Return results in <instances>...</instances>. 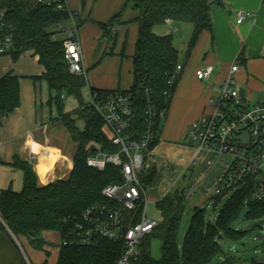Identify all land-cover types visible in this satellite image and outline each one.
Masks as SVG:
<instances>
[{"label":"trees","instance_id":"16d2710c","mask_svg":"<svg viewBox=\"0 0 264 264\" xmlns=\"http://www.w3.org/2000/svg\"><path fill=\"white\" fill-rule=\"evenodd\" d=\"M89 0H81L83 8ZM97 0H93L96 2ZM223 5L222 0H126L119 12L107 23H100L102 38L112 43L103 57L114 56L118 41V29L132 23L138 25V37L132 60L133 83L128 91L133 96L137 117L133 130L144 132L145 110L152 104L158 110L168 111L178 82L179 51L174 46L172 35L158 36L155 27L173 22L177 25H191L193 34L190 47H194L204 30L212 31L210 11L213 5ZM135 11L130 21L124 20L128 8ZM0 13L7 25L5 34H11L14 47L10 57L14 62L22 55L32 52L38 57L44 69L41 76L31 77L35 82L45 81L51 96L50 106L56 107L62 125L69 138L77 146L74 168L67 179L58 180L47 186H40L34 167L16 157L12 166L24 174L23 189L15 192L11 188L0 193V232L16 238L24 237L37 250H44L47 243L42 235L57 232L60 242L76 231L85 211L97 204L106 203L103 190L110 184L121 181V169L108 164L103 170L88 166V159L100 151L116 153L105 132L104 121L95 107L85 104L82 90L87 85V76L70 72L65 56L64 38L55 37L59 24L69 22L68 12H59L57 3L39 5L36 0H0ZM80 27L82 20L73 12ZM12 28V31L10 30ZM126 43L121 57H126ZM20 77L12 72L0 79L1 121L20 106ZM114 91L91 89L92 97H102ZM75 97L79 108L74 114L65 113V100ZM84 123V129L78 127ZM159 140L153 148L157 147ZM4 162L0 158V166ZM153 178V177H152ZM221 211L216 225L207 223L204 209H195L186 237L183 252L180 253L177 235L187 199L178 191L166 196L158 203L164 222L152 234L162 240L161 258L152 257L149 237L142 244L140 259L135 264H211L223 249L219 240L241 241L245 233L233 228L247 206L248 218L264 220V202H250L251 188L242 187L232 193ZM226 195L212 200L220 204ZM124 250L123 242L102 240L91 247H72L59 244L56 264H117ZM47 256L50 253L46 251ZM42 264H48V260ZM252 264H264L254 261Z\"/></svg>","mask_w":264,"mask_h":264},{"label":"built area","instance_id":"2783aa9c","mask_svg":"<svg viewBox=\"0 0 264 264\" xmlns=\"http://www.w3.org/2000/svg\"><path fill=\"white\" fill-rule=\"evenodd\" d=\"M55 2L59 12L70 14L67 23L72 27L65 28L66 23L57 27V32L65 35V56L70 72L86 77L79 26L66 0H36L39 5ZM237 15L238 23L250 16L244 11ZM6 27L0 13V57L10 56L14 47L13 36L5 34ZM239 71V64L234 63L228 78L220 84L218 97H209L212 111L191 123L187 141L192 145L186 147L193 150V156L181 172L154 158L156 147L153 146L160 141L166 111L150 104L145 110L146 129L142 133L133 130L137 112L131 93L116 90L102 97L91 96L89 104L102 117L105 132L118 151H100L88 159V166L99 170L108 164L117 166L121 169V181L103 190L106 203L89 207L76 231L60 242L61 245L91 247L102 240L123 242L124 250L117 264H135L141 257L144 240L160 225L147 216V205L151 202L158 206L176 191L185 199L196 196L201 190L211 199L221 195L228 197L245 186L251 188L250 202H264V101L251 104L246 94L241 96L235 78ZM214 72L213 66H204L197 78L209 81ZM198 164L202 167L195 177L190 167ZM187 171L191 175L185 187L181 181ZM150 191L154 192L153 197L149 196Z\"/></svg>","mask_w":264,"mask_h":264},{"label":"crops","instance_id":"0c3cea01","mask_svg":"<svg viewBox=\"0 0 264 264\" xmlns=\"http://www.w3.org/2000/svg\"><path fill=\"white\" fill-rule=\"evenodd\" d=\"M126 0H93L88 1L87 7L83 8L81 0H66L72 12L80 15L82 25L79 27V38L81 41L84 63L87 69L89 91L98 89L103 91L129 90L132 83V65L129 66L128 75L122 76L123 64L118 63L119 68L112 67L108 74L110 77L101 79L97 73L89 77V69L101 66L106 60L121 58L129 59L134 54L135 43L138 37V25L133 23L132 48L130 55L122 58L120 53L115 52L114 56L103 57L106 51L104 45L102 56L93 66L92 56L95 46L102 38L100 23H107L117 12L120 11ZM215 0H210L213 3ZM223 5H213L210 11L212 31L204 30L194 47H188L181 64V52L179 51L177 87L172 97L168 116L173 121L175 118L185 120L188 125L206 115L209 107V97H218L220 84L229 76L234 63H238L240 71L235 75L239 81L246 85V95L249 99L257 92L259 100L264 101V0H225ZM87 9V10H86ZM244 11L249 13L242 23H238V13ZM136 14L133 13L134 17ZM237 16V20H236ZM125 20V19H124ZM126 21V20H125ZM177 25L169 22L164 27L161 36L169 34L171 28L166 27ZM130 26L118 29V40L124 44L128 40ZM191 37L193 27L191 29ZM155 31V29H154ZM189 41V44H190ZM118 46V41H117ZM127 46V44H126ZM175 46V43H174ZM117 49V48H116ZM32 52H28L27 54ZM26 55V54H25ZM23 55V56H25ZM39 65V58L31 55ZM3 57H0L2 59ZM119 58V59H114ZM213 66L214 75L209 81H200L197 73L204 66ZM3 66V65H2ZM91 67V68H90ZM40 71L35 74L15 73L4 66L0 72V79L7 73L12 72L22 79L41 76L44 69L39 65ZM90 70V71H91ZM99 70V69H98ZM119 70V73L118 71ZM242 72V76L239 74ZM40 85L42 82H39ZM47 85V83L44 81ZM48 87V85H47ZM250 89V91L248 90ZM49 89V87H48ZM40 95V107H38L37 95L33 94L32 99L27 101L24 93L20 90V107L0 123V158L4 165L0 166V193L11 188L15 192L23 189L24 174L12 166L16 157L30 163L37 174L40 186H47L58 180L69 178L74 168V155L77 146L69 139L68 131L60 122L53 120L57 116L56 109L45 105L50 97ZM38 98V97H37ZM22 101V103H21ZM79 108L78 100L75 97H68L65 100V113L74 114ZM165 120L163 121L165 123ZM78 127L83 130L84 123L78 122ZM164 126L161 125L160 142ZM175 142H171L174 145ZM158 144V146H159ZM157 146V147H158ZM156 147V148H157Z\"/></svg>","mask_w":264,"mask_h":264},{"label":"rangeland","instance_id":"374dc122","mask_svg":"<svg viewBox=\"0 0 264 264\" xmlns=\"http://www.w3.org/2000/svg\"><path fill=\"white\" fill-rule=\"evenodd\" d=\"M226 2L225 0H222ZM87 10V9H86ZM133 13L135 11L130 7L126 10L124 14V19L126 21H130L133 17ZM237 20V16H236ZM129 34L128 40L126 42V55H130L131 44H132V33H133V23L129 25ZM71 23H66L65 28H71ZM164 26L158 25L155 27V34L161 36V33L164 32ZM171 28L169 34L174 38L175 47L181 52V64L184 63V57L189 47V41L191 37V25L177 26L171 25L166 27V30ZM57 30L58 29H54ZM60 38H64V33H59ZM163 36V35H162ZM120 40H118L117 49H115L116 54L120 53V49L123 47L121 45ZM106 46V50L110 52L109 48L112 47V43L108 44L107 39L101 38V40L95 46L94 52L92 54L94 61L92 63L93 67L102 56V49ZM26 54V55H25ZM25 56H21L19 60L14 62L10 56H3L0 59V72L3 71L4 66L8 68V70H13L15 73L21 74H35L40 71L38 63L32 58V53L27 54ZM108 57V56H106ZM119 59V58H114ZM108 62H103L101 66L94 67L92 70L89 69V77L92 73H97L96 76H100L101 79L110 77L108 71L112 67H117L118 63L123 64L122 76L128 75L129 66L131 67L132 63L129 59L122 60L121 58L115 63L116 60H106ZM3 65V66H2ZM90 67V68H91ZM99 69V70H98ZM91 70V71H90ZM119 73V70H117ZM242 72L239 74L241 75ZM36 77V76H35ZM88 77V76H87ZM88 80V79H87ZM39 82H42L41 85ZM243 83L239 81V88L245 89L242 86ZM21 93L27 95L25 99L30 101L34 94L37 95L36 99L38 101V107H40V95L47 96L49 94V89L44 81L35 82L31 78L22 79L20 83ZM250 91V89L248 88ZM51 96V95H50ZM82 97L85 104L90 103L91 94L89 91V85H87L82 90ZM260 95L259 93H255L250 99V103L254 104L259 102ZM261 99V98H260ZM50 97L45 102V105L49 106L51 109H56L54 105L50 106L49 104ZM262 101V100H261ZM22 103V101H21ZM20 107V106H19ZM212 111L211 107H208L206 113L209 114ZM168 115V113H167ZM54 122H60L62 124L61 119L56 116L53 120ZM164 130L161 137V143L154 151V158L159 161L167 163L172 169H176L178 171L184 170L191 160L193 156V150L187 148V145H192L187 141V135L190 128V125L185 122L183 119L175 118L173 121L166 117L165 123L163 122ZM70 139V138H69ZM71 141V140H70ZM171 142H175L174 145H171ZM73 143V142H72ZM201 165L191 166V170L194 171V176L196 177L201 170ZM191 173L187 171L186 178L184 181H181L183 186H187L189 183V177ZM204 189V187H202ZM154 192L150 191L149 196L153 197ZM226 197L220 204L216 205L215 202L208 197V195L201 190L196 196L192 198H188L186 202L185 212L181 218L178 235H177V244L180 253L183 252V248L185 245L186 237L190 228L192 217L194 216L195 209H204L205 217L207 223H211L212 225H216L221 211L224 208L225 203L227 202ZM147 216L151 219L157 220L160 224L164 222L161 211L158 206L154 202H151L147 205ZM233 228L237 231L244 232V238L239 242H231L224 238L220 239V245L223 249V253L216 259L212 261L211 264H252L254 261L264 262V220H252L248 218V209L247 206L242 211L239 219L235 222ZM149 237V248L151 251V255L154 259L158 260L161 258V248H162V240L159 237L150 235ZM43 240L47 243V246L44 250H37L32 247L26 238H16L11 236V234H7L6 232H0V264H42L46 260H48V264H56L58 260L59 254V244H60V236L57 232H45L42 235ZM46 251L50 253L48 257Z\"/></svg>","mask_w":264,"mask_h":264},{"label":"water","instance_id":"95a60500","mask_svg":"<svg viewBox=\"0 0 264 264\" xmlns=\"http://www.w3.org/2000/svg\"><path fill=\"white\" fill-rule=\"evenodd\" d=\"M240 92H241V96H242V97H245L246 90H245V89H241V91H240Z\"/></svg>","mask_w":264,"mask_h":264}]
</instances>
